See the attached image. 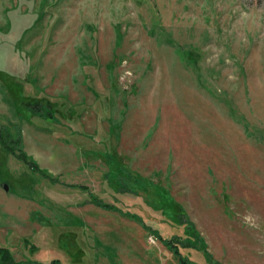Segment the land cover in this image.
<instances>
[{
  "label": "rangeland",
  "instance_id": "rangeland-1",
  "mask_svg": "<svg viewBox=\"0 0 264 264\" xmlns=\"http://www.w3.org/2000/svg\"><path fill=\"white\" fill-rule=\"evenodd\" d=\"M0 134L13 264H264V0H0Z\"/></svg>",
  "mask_w": 264,
  "mask_h": 264
},
{
  "label": "trees",
  "instance_id": "trees-1",
  "mask_svg": "<svg viewBox=\"0 0 264 264\" xmlns=\"http://www.w3.org/2000/svg\"><path fill=\"white\" fill-rule=\"evenodd\" d=\"M0 142L2 144H4L5 149L9 150L10 152H15L17 154V156L20 159H22L25 163H27L28 166L32 170L41 171L42 173L44 172V170L42 168H38L39 166L36 163V161H34L32 158L28 157V155L25 154V152L22 150V144H21V146H19V142L17 139L15 141L16 142L15 145L11 146V145L7 144L6 139H4L0 134ZM15 150H17V151H15ZM50 181L51 182H57L54 177L53 178L51 177ZM70 186L71 187H79L80 189H82V191H84L86 193V197L85 196L82 197V200L80 201V203H84L85 201H90L91 203L98 205V207L105 208V209L109 208L108 204L101 202V200H98L97 198H95L94 195L91 192H89V189L86 188L85 186H81V185L77 186L74 184H70ZM138 220H141V218L138 217ZM143 227L148 231V233L150 235L154 236V233H155L154 229H152L150 226L145 225V224H143ZM160 238H162V237H160ZM177 258H178V261L181 262V260H179V257H177ZM55 262L57 264H59V262H57V260H54L49 264H56ZM13 263H14V261H13V258L11 256L10 251H8V249L5 247H0V264H13ZM181 264H184V263H181ZM185 264H187V262Z\"/></svg>",
  "mask_w": 264,
  "mask_h": 264
},
{
  "label": "crops",
  "instance_id": "crops-1",
  "mask_svg": "<svg viewBox=\"0 0 264 264\" xmlns=\"http://www.w3.org/2000/svg\"><path fill=\"white\" fill-rule=\"evenodd\" d=\"M104 181H105V184H106V188L108 187V189L110 190V187L108 186V184H109V182H111V179H109L108 177H105L104 178ZM120 181H122V180H119L118 182H120ZM86 197V193H85V195H83L82 197ZM82 197H80L79 199H76L74 202H73V205H75V206H81V205H85V204H87V205H94L93 203H91L90 201H85L84 203H80V201L82 200ZM64 205H67V204H64ZM97 207V206H96ZM98 208H100V207H98ZM100 209H102V210H106V211H113V210H109V209H104V208H100ZM68 211V210H67ZM69 213V212H68ZM141 217V216H140ZM142 218V217H141ZM129 220H132V222L133 223H131L133 226H134V229H133V231H135V229H136V225H139L142 229L141 230H144L148 235H150L149 233H148V231L143 227V224H145L146 225V223L144 222V221H136V220H134V219H130V218H128ZM81 221V220H80ZM79 221V224L80 225H78V226H82V225H84L83 224V221H81L80 222ZM71 224V223H70ZM73 225V224H72ZM149 226V225H148ZM84 227V226H83ZM129 228H130V230H132V226L129 224V226H128ZM74 228V227H73ZM79 228H81V227H79ZM152 228V227H151ZM140 230V232H139V234H141L142 233V231ZM139 234H138V237H139ZM134 235V234H133ZM139 240H141L140 239V237H139ZM142 243H143V241H141ZM70 243H73V244H71L72 246H73V248L75 247V243H76V241H70ZM77 248V247H76ZM79 249V248H78ZM113 249V248H112ZM98 252H100L99 250L98 251H96V253H92L93 254V257H91L90 259H91V264H124V263H122L121 262V260H116V259H114V257L113 258H111V259H108V260H103V261H101V260H99L100 259V254L98 253ZM75 256H77L76 255V253L75 252H72ZM101 253V252H100ZM113 255V254H112ZM141 257H142V255H140ZM77 258V257H76ZM128 260H131L130 261V264H135V260H138L139 261V263H140V259L139 258H137L136 256H129V259ZM57 262H59V264H61L60 263V260L57 258Z\"/></svg>",
  "mask_w": 264,
  "mask_h": 264
},
{
  "label": "water",
  "instance_id": "water-1",
  "mask_svg": "<svg viewBox=\"0 0 264 264\" xmlns=\"http://www.w3.org/2000/svg\"><path fill=\"white\" fill-rule=\"evenodd\" d=\"M2 186L5 190H8V185L6 183H2Z\"/></svg>",
  "mask_w": 264,
  "mask_h": 264
},
{
  "label": "built area",
  "instance_id": "built-area-1",
  "mask_svg": "<svg viewBox=\"0 0 264 264\" xmlns=\"http://www.w3.org/2000/svg\"><path fill=\"white\" fill-rule=\"evenodd\" d=\"M151 238V240H152V237H150Z\"/></svg>",
  "mask_w": 264,
  "mask_h": 264
}]
</instances>
